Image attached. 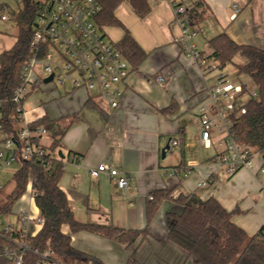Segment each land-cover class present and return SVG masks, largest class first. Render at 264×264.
I'll list each match as a JSON object with an SVG mask.
<instances>
[{"label": "crops", "instance_id": "0c3cea01", "mask_svg": "<svg viewBox=\"0 0 264 264\" xmlns=\"http://www.w3.org/2000/svg\"><path fill=\"white\" fill-rule=\"evenodd\" d=\"M128 1L116 9L115 16L148 55L138 69L129 63L130 75L120 106L111 109L99 99L97 91L75 89L70 81L46 83L49 76L38 68L23 103L24 123L47 119L48 135L42 142L46 147L58 142L57 155H52L62 159L65 166L59 186L77 221L146 230L147 237H139L127 248L90 232L73 233L64 225L62 233L70 236L73 247L89 260L66 263L54 255L47 264H127L132 256L138 264H198L169 238L175 216L183 211L175 201L180 196L198 203L216 199L234 213L233 222L249 236L264 226V178L258 179L246 169L225 177L222 167L214 163L215 149L201 145L198 108L207 103L206 88L213 85V74H202L182 53L181 29L168 1L147 0L150 10L145 17H139ZM178 1L188 7L202 2L207 8L199 26L190 28L203 54L212 55L208 40L221 33L238 45L264 50V0ZM235 6L240 11L233 18ZM6 7L10 18L2 20ZM23 8L16 0H0V54L16 44L19 27L11 12L19 13ZM100 28L116 45L125 34L118 26ZM159 77L165 78L163 84L157 81ZM175 140L181 144L174 146ZM169 142L171 148L163 157ZM101 163L130 178L126 194L108 175L91 179V170ZM174 170L179 174L171 176ZM204 181L207 186L200 187ZM165 190L172 200L163 199L157 212L150 215V198ZM16 206L14 223L20 209L40 214L27 193ZM38 233L30 226L29 235Z\"/></svg>", "mask_w": 264, "mask_h": 264}, {"label": "trees", "instance_id": "16d2710c", "mask_svg": "<svg viewBox=\"0 0 264 264\" xmlns=\"http://www.w3.org/2000/svg\"><path fill=\"white\" fill-rule=\"evenodd\" d=\"M101 12L96 21L100 26H118L124 29L123 38L117 47L131 64L138 69L147 57V52L136 42L130 32L116 18L115 11L125 0H97ZM139 17H145L149 10L147 0L128 1ZM193 16L195 25L204 20L207 8L202 2L188 7ZM33 7L27 3L19 12H11V16L19 27V35L14 47L0 54V123L3 133L15 139L17 147L20 146L18 132L21 124L18 119L19 104L15 101V90L22 81L23 69L34 51L30 46L33 35ZM212 49V57L223 69L228 64H234L240 74L247 75L259 92V99L249 100L246 103L247 113L236 125V139L253 148L264 156V50L255 46L238 45L226 33H221L208 40ZM47 47L42 48L43 52ZM241 57V63H235ZM28 95H26L25 99ZM24 99V101H25ZM23 101V102H24ZM47 119H40L29 124L31 129L45 126ZM58 148L55 141L47 150L49 158ZM51 171H46L39 159L25 160L18 154L15 164L18 170L13 174L14 187L4 195L0 191V218L10 213L16 203L26 193L30 176L34 181L36 191L35 203L40 210L45 223L39 233L29 238L30 250L26 251L22 264H37L50 243L52 252L64 262L82 263L89 257L75 249L71 237L62 233V226L67 225L73 233L90 232L130 248L139 237L146 238L147 231L123 230L113 226H98L81 223L76 220L70 207L66 194L59 186L64 173L62 159H54ZM5 186V185H4ZM163 199L172 200L169 191H159L154 194L149 207L150 215L158 210ZM183 206L180 215L175 216V223L169 232L170 240L184 249L198 264H264V226L254 235L249 236L245 230L233 222V212L227 211L216 199L211 198L205 202H190L188 197L180 196L176 200ZM0 235V251L17 247L11 238L12 235ZM38 251V254L35 253ZM8 259L0 256V264H8ZM72 263V264H73ZM127 264H138L132 256Z\"/></svg>", "mask_w": 264, "mask_h": 264}, {"label": "built area", "instance_id": "2783aa9c", "mask_svg": "<svg viewBox=\"0 0 264 264\" xmlns=\"http://www.w3.org/2000/svg\"><path fill=\"white\" fill-rule=\"evenodd\" d=\"M168 1L173 9L176 22L181 29L182 53L192 59L204 75L213 74L214 83L206 88L207 103L198 108L200 141L204 148L213 147L216 151L214 163L222 167L225 177L230 178L242 169L253 172L258 179L264 178V156L253 148L236 139V125L247 113L246 103L259 99L257 89H249L245 84L235 83L228 76L219 72V63L212 55L203 54L195 41L196 33L190 31L195 20L188 12V6L178 0ZM20 5L29 3L33 9V35L30 46L34 51L23 69L22 81L15 90V101L19 104L18 119L21 128L18 132L20 146L15 139L3 133L0 123V191L4 188L3 171L17 161L20 154L25 160L39 159L46 171H51L54 161L49 158L42 140L47 137L45 126L31 129L24 123L23 101L28 95L36 78L37 69L42 68L47 75H54L53 81L62 84L70 81L75 89L84 88L87 91H97L99 99L111 109H117L122 101L124 90L130 75V65L115 43L107 38L98 25L96 18L101 12L97 0H17ZM6 7L2 12V20L10 18ZM240 11L235 6L233 18ZM16 14L18 12H15ZM47 47L43 52L42 48ZM217 72V73H216ZM157 81L165 82L164 77ZM181 141L175 140L174 146ZM72 160L75 157H71ZM65 168V166H64ZM188 173V171H187ZM108 175L124 194L129 187L130 178L121 170L107 163H101L90 172L91 179ZM179 171H172L176 176ZM35 179L30 176L26 193L35 200ZM207 181L200 187H206ZM25 193V194H26ZM150 199L153 200V197ZM45 220L41 214L34 215L26 209L18 212L17 223L6 225L1 231L12 235L11 240L16 248L0 251V256L8 259V264H22L24 254L30 250L29 228L33 226L39 231ZM0 235L3 233L0 232ZM36 236V235H35ZM38 254V251H35ZM50 243L40 255L37 264H47L54 258Z\"/></svg>", "mask_w": 264, "mask_h": 264}, {"label": "rangeland", "instance_id": "374dc122", "mask_svg": "<svg viewBox=\"0 0 264 264\" xmlns=\"http://www.w3.org/2000/svg\"><path fill=\"white\" fill-rule=\"evenodd\" d=\"M239 59L242 58L241 57L237 58L235 60V63L237 64L241 63ZM219 72L225 73L228 76V79L232 82L245 84L251 90L256 89L254 83L250 80V78L245 74H240L234 64H228ZM55 152L56 151L53 152L54 157L57 155V153ZM17 170H18L17 164H13L10 168L4 169L3 181L5 186L1 190L2 194L7 195L12 191L14 187L12 176ZM16 208L17 206L15 205L10 213L2 215V217L0 218V230H2L6 225L12 224L17 220Z\"/></svg>", "mask_w": 264, "mask_h": 264}, {"label": "water", "instance_id": "95a60500", "mask_svg": "<svg viewBox=\"0 0 264 264\" xmlns=\"http://www.w3.org/2000/svg\"><path fill=\"white\" fill-rule=\"evenodd\" d=\"M54 79V75H50L48 78L45 79V82L46 83H49V82H52ZM171 148V143L169 142L166 147L163 149L162 151V156L165 157V152L166 150L170 149ZM59 155H61L62 158H64V156L62 155V152H59Z\"/></svg>", "mask_w": 264, "mask_h": 264}]
</instances>
